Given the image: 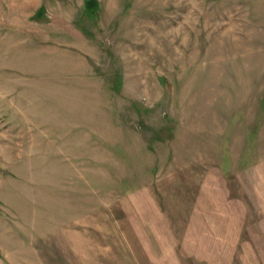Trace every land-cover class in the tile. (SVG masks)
Returning <instances> with one entry per match:
<instances>
[{"label":"rangeland","instance_id":"374dc122","mask_svg":"<svg viewBox=\"0 0 264 264\" xmlns=\"http://www.w3.org/2000/svg\"><path fill=\"white\" fill-rule=\"evenodd\" d=\"M0 264H264V0H0Z\"/></svg>","mask_w":264,"mask_h":264}]
</instances>
